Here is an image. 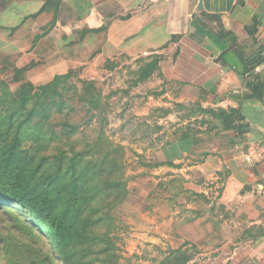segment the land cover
I'll return each mask as SVG.
<instances>
[{
    "label": "crops",
    "instance_id": "crops-1",
    "mask_svg": "<svg viewBox=\"0 0 264 264\" xmlns=\"http://www.w3.org/2000/svg\"><path fill=\"white\" fill-rule=\"evenodd\" d=\"M258 55L264 0H0V64L33 65L34 85L68 72L131 77L114 96L133 97L147 110L135 116L161 127L142 145L160 183L147 182L151 231L127 248L139 264L184 243L189 264H264V64L247 72ZM154 56L158 72L132 86ZM174 105L236 110L237 130L203 114L182 120Z\"/></svg>",
    "mask_w": 264,
    "mask_h": 264
},
{
    "label": "trees",
    "instance_id": "trees-1",
    "mask_svg": "<svg viewBox=\"0 0 264 264\" xmlns=\"http://www.w3.org/2000/svg\"><path fill=\"white\" fill-rule=\"evenodd\" d=\"M159 60H141L132 86L157 73ZM262 64L260 55L248 60L247 72ZM32 66L13 67L14 91L0 80V211L18 215L22 230L43 242L25 246L34 264H119L109 230L127 196L125 148L106 133L108 99L117 92L105 98L95 81L74 72L34 85L27 78ZM174 106L187 112L182 120L203 114L223 131L237 130L236 110ZM144 121L134 123L141 143L161 130ZM82 125H92V138ZM187 246L170 250L159 264H189L195 251Z\"/></svg>",
    "mask_w": 264,
    "mask_h": 264
},
{
    "label": "rangeland",
    "instance_id": "rangeland-1",
    "mask_svg": "<svg viewBox=\"0 0 264 264\" xmlns=\"http://www.w3.org/2000/svg\"><path fill=\"white\" fill-rule=\"evenodd\" d=\"M13 67L15 66H11L9 61L8 63L0 64V80L7 84L10 91H14L18 86V84L13 81ZM130 78L131 77L126 76V79L121 78L117 80L115 77L108 82H98L97 86L101 89L102 96L106 98V96L110 95L111 92H114L117 88L130 87ZM73 82H75V80H73ZM42 83H46V81H42ZM37 84L39 83L35 82V85ZM76 84L80 86L79 83ZM140 101H142V99L138 100V102ZM135 102L136 100L133 97L130 98L128 96L120 98L113 96L108 99L110 112L108 115L109 124L106 128V133L114 143L121 144L125 148L124 178L126 180L127 196L122 202V207H116L115 210L117 212L114 215L112 213L114 225L113 228L109 230V235L117 240L116 245L119 249L117 254L120 256L119 264H139L138 260L136 261L135 258L132 259L127 254V248L129 244L133 242V235H143L151 231L143 222H148L145 214L148 209L151 211V207L153 206L150 201H148V198H146L147 189L149 188L147 182L151 181L155 187L160 183L155 175L148 174L147 170L149 169L147 168L152 167V165L149 164V161L146 159V147L144 148V146H142L145 145L146 142H138L136 139L138 136L136 134L133 135V132H136L134 123L145 120L141 119L144 118V116L137 117L135 114L141 115V113L147 111L146 107L143 110L135 109L137 107H134ZM158 113L161 114L160 112ZM186 113L187 112H185V114ZM79 123L83 124L84 121H79ZM82 128H84L90 138L93 137L91 132L92 125L88 127L82 125ZM145 171H147V175ZM148 203L150 204L148 205ZM141 218L143 220H141ZM23 226L24 223H22L15 213L6 214V212L0 211V264L35 263L32 257L33 255L28 256V251H25L27 250L25 246L33 243L43 244V242L38 238L36 239L35 235L32 237L31 234H29V236L22 230ZM144 248L145 253L141 256L142 260H151L153 254L149 251L147 245H144ZM153 259L154 262L150 264H159L157 256H154Z\"/></svg>",
    "mask_w": 264,
    "mask_h": 264
}]
</instances>
